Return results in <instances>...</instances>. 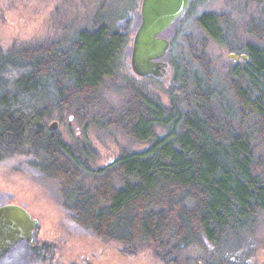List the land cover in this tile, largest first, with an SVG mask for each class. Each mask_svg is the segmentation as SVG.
Returning <instances> with one entry per match:
<instances>
[{"label":"trees","instance_id":"1","mask_svg":"<svg viewBox=\"0 0 264 264\" xmlns=\"http://www.w3.org/2000/svg\"><path fill=\"white\" fill-rule=\"evenodd\" d=\"M223 17L199 18L220 42ZM253 18L248 30L259 40L246 42L248 59L231 65L223 89L205 38L195 37L190 66L169 61L167 102L122 73L129 35L102 8L90 25L50 41L0 46V160L27 156L76 222L125 253L147 244L175 261L184 247L243 241L264 212V21ZM119 80L127 95L104 103L105 84ZM71 113L91 115L87 126L118 128L139 148L123 146L96 167L89 141L70 143L48 128V119Z\"/></svg>","mask_w":264,"mask_h":264},{"label":"rangeland","instance_id":"2","mask_svg":"<svg viewBox=\"0 0 264 264\" xmlns=\"http://www.w3.org/2000/svg\"><path fill=\"white\" fill-rule=\"evenodd\" d=\"M141 3L142 0H0V46L50 41L65 30L90 25L94 14L102 8L104 13H113L119 29L129 35L128 46L121 57L122 73L134 77L143 89L159 93L167 102L166 91L171 78L157 82L154 79L158 78L153 75L137 76L131 66L133 38L141 23ZM120 9L127 11L121 14ZM210 12L222 14L227 20L222 21L226 42L217 41L204 32L199 18ZM253 17L264 21V4L248 0H191L188 8L161 33L171 41L162 59L180 62L183 69L190 66L194 62L190 39L203 37L212 60L214 82L223 89L226 71L232 64L248 59L230 57V54L242 53L246 42L256 39L247 26ZM172 71L170 67L171 75ZM125 95L123 81H111L105 84L102 99L104 103L116 105ZM84 116L72 113L55 116L47 120V125L51 130L50 124L57 121L53 131L70 143L89 141L95 153L92 164L96 167L112 161L123 146L139 148L129 143L128 137L116 127H107L104 123L99 126L98 122H89L87 126L85 119L91 115ZM5 203L24 206L38 219V224L31 245L21 242L0 264H198L201 258L198 245L184 247L175 261L162 258L155 247L147 244L136 253H125L121 243L104 240L76 222L62 204L57 184L30 164L27 156L0 160V204Z\"/></svg>","mask_w":264,"mask_h":264},{"label":"water","instance_id":"3","mask_svg":"<svg viewBox=\"0 0 264 264\" xmlns=\"http://www.w3.org/2000/svg\"><path fill=\"white\" fill-rule=\"evenodd\" d=\"M191 0H142L141 23L133 38L131 66L137 76L154 75L168 79L169 62L162 58L170 47V40L161 33L189 6ZM238 58L239 54L231 53ZM242 57L247 58L246 53ZM57 121L50 124L56 129ZM38 219L22 205H0V259L22 240L30 244Z\"/></svg>","mask_w":264,"mask_h":264},{"label":"flooded vegetation","instance_id":"4","mask_svg":"<svg viewBox=\"0 0 264 264\" xmlns=\"http://www.w3.org/2000/svg\"><path fill=\"white\" fill-rule=\"evenodd\" d=\"M239 56L242 57V54H239ZM170 67L171 64L169 62L167 72L168 76L171 78L169 72ZM21 242L29 244L27 240H22ZM207 247L208 249L201 246V258L198 260V264H264V212L261 214L259 222L253 229L244 234L243 241L231 246H224L222 249L209 243H207ZM208 251H212L211 254L215 255L212 257L208 256Z\"/></svg>","mask_w":264,"mask_h":264}]
</instances>
